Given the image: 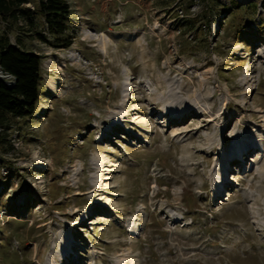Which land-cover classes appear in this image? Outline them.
Here are the masks:
<instances>
[{
  "label": "rangeland",
  "instance_id": "obj_1",
  "mask_svg": "<svg viewBox=\"0 0 264 264\" xmlns=\"http://www.w3.org/2000/svg\"><path fill=\"white\" fill-rule=\"evenodd\" d=\"M67 2L68 47L38 0L0 14L42 60L0 124V264H264V0Z\"/></svg>",
  "mask_w": 264,
  "mask_h": 264
},
{
  "label": "trees",
  "instance_id": "obj_2",
  "mask_svg": "<svg viewBox=\"0 0 264 264\" xmlns=\"http://www.w3.org/2000/svg\"><path fill=\"white\" fill-rule=\"evenodd\" d=\"M28 1L0 0V14L32 20V10L26 7ZM36 12L45 19L48 31L54 36L51 41L44 33H38L41 41L65 47L72 44V38L62 41L59 37L67 30L66 20L70 13L67 0H38ZM41 62L40 54L13 44L8 35H0V69L15 78L12 85L0 79V124L5 115L22 118L35 112L41 92Z\"/></svg>",
  "mask_w": 264,
  "mask_h": 264
},
{
  "label": "built area",
  "instance_id": "obj_3",
  "mask_svg": "<svg viewBox=\"0 0 264 264\" xmlns=\"http://www.w3.org/2000/svg\"><path fill=\"white\" fill-rule=\"evenodd\" d=\"M0 70L6 75V79H4L5 82L9 85H12L15 82V78L11 74L4 72L2 69Z\"/></svg>",
  "mask_w": 264,
  "mask_h": 264
},
{
  "label": "bare ground",
  "instance_id": "obj_4",
  "mask_svg": "<svg viewBox=\"0 0 264 264\" xmlns=\"http://www.w3.org/2000/svg\"><path fill=\"white\" fill-rule=\"evenodd\" d=\"M52 81H53V80H52ZM50 83H51V82H50ZM52 85H53V84H52ZM250 144H251V145L248 147L247 150H250V149H251L250 147H258L257 144H255V143H253V142H250ZM249 148H250V149H249ZM253 150H255V149H253ZM247 152H248V151H247ZM247 152H246V153H247ZM237 153H238V154H241V150L238 149V150H237Z\"/></svg>",
  "mask_w": 264,
  "mask_h": 264
}]
</instances>
